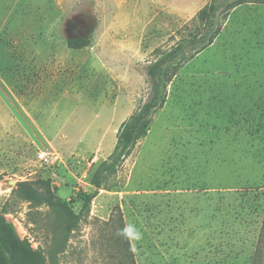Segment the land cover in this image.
Here are the masks:
<instances>
[{
  "label": "rangeland",
  "instance_id": "rangeland-1",
  "mask_svg": "<svg viewBox=\"0 0 264 264\" xmlns=\"http://www.w3.org/2000/svg\"><path fill=\"white\" fill-rule=\"evenodd\" d=\"M211 1L0 0L2 264H264V0L229 10L147 135L92 182L151 93L156 49L193 33ZM21 181H49L75 213L96 192L65 252L59 217L20 198Z\"/></svg>",
  "mask_w": 264,
  "mask_h": 264
},
{
  "label": "trees",
  "instance_id": "trees-1",
  "mask_svg": "<svg viewBox=\"0 0 264 264\" xmlns=\"http://www.w3.org/2000/svg\"><path fill=\"white\" fill-rule=\"evenodd\" d=\"M242 2L244 0H212L199 11L198 25L193 33L180 39L168 49H156L157 58L147 66V74L151 81V93L148 99L119 126L113 151L107 159L99 163L93 175L92 182L97 188L96 192L102 188L109 176L116 173L118 167L131 154L137 142L147 135L154 114L166 102L167 86L179 68L195 53L200 52L213 42L221 32L223 18L227 16L232 7ZM86 44L79 38L69 40V45L73 48H80ZM16 187L17 191H15L20 198L36 205H46L56 213L61 221L59 225L61 236L54 253L59 255L65 252L67 243L79 223L81 214L89 212L91 201L96 192L79 193L82 206L79 213H75L68 207L66 202L56 198L49 181H43L39 188L28 181L18 182ZM4 221V215L0 214V243H3V238L7 236ZM120 228L122 235L125 236L124 242L127 247V249L124 248L126 262L129 260L130 244L126 238L124 223H120ZM261 234L264 235V219L260 230ZM0 264H2L1 259Z\"/></svg>",
  "mask_w": 264,
  "mask_h": 264
},
{
  "label": "built area",
  "instance_id": "built-area-1",
  "mask_svg": "<svg viewBox=\"0 0 264 264\" xmlns=\"http://www.w3.org/2000/svg\"><path fill=\"white\" fill-rule=\"evenodd\" d=\"M40 158H46V153L44 151L39 153Z\"/></svg>",
  "mask_w": 264,
  "mask_h": 264
},
{
  "label": "crops",
  "instance_id": "crops-1",
  "mask_svg": "<svg viewBox=\"0 0 264 264\" xmlns=\"http://www.w3.org/2000/svg\"><path fill=\"white\" fill-rule=\"evenodd\" d=\"M124 120H125V119H124ZM124 120H123V121H124Z\"/></svg>",
  "mask_w": 264,
  "mask_h": 264
}]
</instances>
